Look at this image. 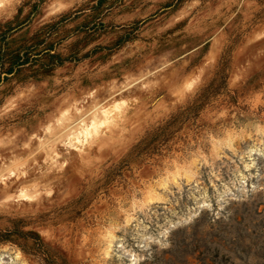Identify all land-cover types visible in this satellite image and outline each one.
Here are the masks:
<instances>
[{
    "label": "rangeland",
    "instance_id": "rangeland-1",
    "mask_svg": "<svg viewBox=\"0 0 264 264\" xmlns=\"http://www.w3.org/2000/svg\"><path fill=\"white\" fill-rule=\"evenodd\" d=\"M0 264H264V0H0Z\"/></svg>",
    "mask_w": 264,
    "mask_h": 264
},
{
    "label": "trees",
    "instance_id": "trees-1",
    "mask_svg": "<svg viewBox=\"0 0 264 264\" xmlns=\"http://www.w3.org/2000/svg\"><path fill=\"white\" fill-rule=\"evenodd\" d=\"M48 52H49V51H48ZM11 58L15 60V61H14L15 64H16V63H17V64H18V63H19V64H24V63H25V61L22 60V58H20L19 56H16L14 53L11 54ZM169 124H170V123H168L167 125L163 126L161 130H163V132L166 131V129L169 128V126H170Z\"/></svg>",
    "mask_w": 264,
    "mask_h": 264
}]
</instances>
